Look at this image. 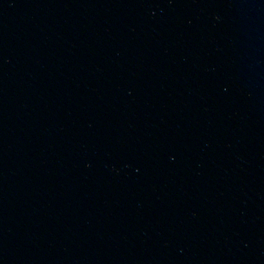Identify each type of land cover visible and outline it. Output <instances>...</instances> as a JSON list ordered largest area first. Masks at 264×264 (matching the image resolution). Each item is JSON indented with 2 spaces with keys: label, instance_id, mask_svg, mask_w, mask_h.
Here are the masks:
<instances>
[{
  "label": "water",
  "instance_id": "water-1",
  "mask_svg": "<svg viewBox=\"0 0 264 264\" xmlns=\"http://www.w3.org/2000/svg\"><path fill=\"white\" fill-rule=\"evenodd\" d=\"M0 264H264V0H0Z\"/></svg>",
  "mask_w": 264,
  "mask_h": 264
}]
</instances>
